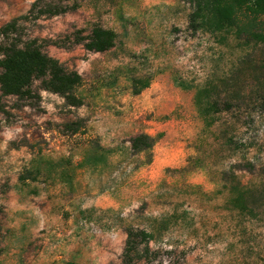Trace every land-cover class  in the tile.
<instances>
[{
  "label": "rangeland",
  "instance_id": "obj_1",
  "mask_svg": "<svg viewBox=\"0 0 264 264\" xmlns=\"http://www.w3.org/2000/svg\"><path fill=\"white\" fill-rule=\"evenodd\" d=\"M34 1L0 0V27ZM62 4L22 36L80 75L81 105L39 82L2 98L0 264H122L128 227L152 234L149 264H264V47L193 31L190 0ZM94 26L112 49L64 44ZM142 133L149 163L130 149Z\"/></svg>",
  "mask_w": 264,
  "mask_h": 264
},
{
  "label": "trees",
  "instance_id": "obj_2",
  "mask_svg": "<svg viewBox=\"0 0 264 264\" xmlns=\"http://www.w3.org/2000/svg\"><path fill=\"white\" fill-rule=\"evenodd\" d=\"M63 1L35 0L26 16L12 19L0 27V114L5 111L3 97L32 99L35 82H39L44 91L61 97L68 107L78 108L81 105L76 94L82 83L80 75L75 71H68L61 63L48 56L37 39H23L22 36V21L57 16L69 11V7L62 4ZM190 1L195 3V10L189 16L193 31L198 30L202 23H208L213 31L235 29L238 33L246 32L256 44L264 47V22L260 21L264 16V0ZM115 40L116 34L113 31L94 26L88 36L76 33L72 41L67 38L64 44L68 42L69 45H82L88 52L104 53L114 47ZM56 45L58 44H54ZM261 101L264 104V92ZM74 126L78 124L74 122L69 125L70 128ZM129 143L133 154L143 155L146 163H149L152 137L144 133L138 134ZM125 235L122 264H149L152 234L128 227Z\"/></svg>",
  "mask_w": 264,
  "mask_h": 264
}]
</instances>
